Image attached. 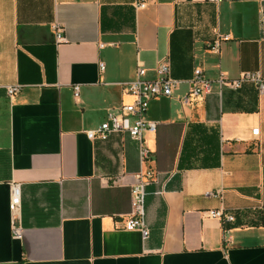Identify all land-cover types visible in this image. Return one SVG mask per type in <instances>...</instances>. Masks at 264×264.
Returning <instances> with one entry per match:
<instances>
[{
    "label": "crops",
    "instance_id": "1",
    "mask_svg": "<svg viewBox=\"0 0 264 264\" xmlns=\"http://www.w3.org/2000/svg\"><path fill=\"white\" fill-rule=\"evenodd\" d=\"M162 62L179 84L149 105L150 159L126 132L90 140L133 102L124 84L138 64L153 80ZM197 69L264 78V0H0V264H264V93L214 84L183 104ZM149 170L144 238L125 222ZM10 182L21 184L22 240ZM218 209L235 221L208 216Z\"/></svg>",
    "mask_w": 264,
    "mask_h": 264
},
{
    "label": "built area",
    "instance_id": "2",
    "mask_svg": "<svg viewBox=\"0 0 264 264\" xmlns=\"http://www.w3.org/2000/svg\"><path fill=\"white\" fill-rule=\"evenodd\" d=\"M138 8H142L143 4H138ZM56 31L57 42L62 41L59 34L60 28L58 25L54 26ZM222 39V38H221ZM220 39V40H221ZM220 40L210 44V50L216 51L219 48ZM100 69H104V65H100ZM170 68L167 62H162L157 70L156 77L153 80H146V68L142 64H138L136 80L124 84L125 91L133 98L131 104L122 105L117 113L112 112L108 114L107 120L101 124L96 130L87 132V137L90 140L106 141L112 134L128 133L131 138L138 143L139 156L142 163H146L150 159V150L145 145L144 134L147 131L154 132L157 129V123L146 119L151 101L157 97H171L172 91L179 84V81L172 79L169 76ZM192 89L190 93L182 100L183 104H189L192 99L204 97L210 94L214 84L219 88L227 87L231 90L237 91L245 84H254L259 94L264 93V78L259 73L246 72L241 74L237 79L230 80L224 74H221L216 81L208 80L204 77L203 72L199 69L194 71V76L190 81ZM19 86H10L7 89L8 96L11 98L19 91ZM74 96H78L79 87L74 88ZM259 130H253V134L258 135ZM156 178V172L149 170L139 172L136 174V182L131 187L132 194V211L130 216L126 219V230H139L144 238L149 236V230L143 222L145 189ZM10 204L9 210L11 215V232L14 240H22L23 227L21 224V207H22V191L21 184L17 182H10ZM208 198L222 197V192H207L205 194ZM264 212V206L262 207ZM208 216L215 220H219L222 225L232 223L235 217L228 214L224 209L210 210Z\"/></svg>",
    "mask_w": 264,
    "mask_h": 264
}]
</instances>
